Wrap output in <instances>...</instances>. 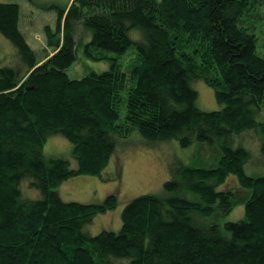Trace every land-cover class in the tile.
I'll use <instances>...</instances> for the list:
<instances>
[{
  "label": "trees",
  "instance_id": "trees-1",
  "mask_svg": "<svg viewBox=\"0 0 264 264\" xmlns=\"http://www.w3.org/2000/svg\"><path fill=\"white\" fill-rule=\"evenodd\" d=\"M52 7L54 28L44 26L39 56L20 28V4L0 1V36L16 55L14 64L0 63V264H264V55L257 50L260 38L264 52V0ZM79 47L108 68L70 78ZM197 80L213 89L216 109L197 105ZM134 130L147 140L193 143L194 152L207 146L217 164L175 167L160 193L123 206L119 230L89 234L85 226L112 210L116 195L65 200L60 186L83 175L98 183L118 140ZM51 134L70 141L75 165L44 156ZM250 140L259 160L242 145ZM252 159L258 167L249 174ZM230 174L237 186L220 187ZM23 183L36 195L24 196ZM236 204L238 220H194Z\"/></svg>",
  "mask_w": 264,
  "mask_h": 264
},
{
  "label": "rangeland",
  "instance_id": "rangeland-1",
  "mask_svg": "<svg viewBox=\"0 0 264 264\" xmlns=\"http://www.w3.org/2000/svg\"><path fill=\"white\" fill-rule=\"evenodd\" d=\"M17 1L20 4L21 20L25 18L20 27L29 44L37 51L38 55L43 54V48L47 47L44 35V26L47 24L54 28L57 9L52 7L64 6L68 0H0ZM20 20V22H21ZM264 22V21H263ZM263 27V25H262ZM260 38L257 50L262 52ZM9 40L0 36V63L5 65L14 64L16 55L14 47ZM48 52L52 48L48 47ZM9 62V63H8ZM108 68V62L104 60L88 59L84 56L82 48L77 49V59L67 68L66 72L70 78L81 77L91 71L100 72ZM198 92L197 105L206 110L216 109L218 103L214 97L213 89L202 80L193 83ZM243 142V141H242ZM245 142H248L247 138ZM241 143V141H240ZM242 144V143H241ZM250 145L242 144L259 160L258 144L250 140ZM206 145V144H205ZM255 147V148H254ZM72 145L68 139L61 134H51L43 144L42 152L45 157L62 156L70 159L75 165L76 160L71 156ZM194 145L182 146L175 139L168 140H147L136 130L131 131L127 137L118 140L115 151L110 156L107 166L103 169L105 174L99 177L98 184L91 176H80L79 180L70 181L71 189L67 192L62 190V198L65 200H78L83 202L101 201L107 194L114 193L117 197V204L112 210L98 214L88 223L84 230L89 234H95L100 230H119L121 226V211L123 206L134 196L143 193H160L163 182L172 176V169L179 165H191L199 167L214 166L217 164L216 153L204 147L194 152ZM254 152V153H253ZM248 166V167H247ZM258 167L255 161L245 163L244 170L252 174L250 169ZM261 167V166H260ZM248 168V169H247ZM74 179V178H71ZM97 180V179H96ZM99 189H97V187ZM237 181L233 174L226 177L220 187H236ZM24 196H35L36 191L22 184ZM243 205L236 204L231 210L224 214L211 213L209 215L195 214L194 220L198 225L208 226L212 223H223L230 220L242 218Z\"/></svg>",
  "mask_w": 264,
  "mask_h": 264
},
{
  "label": "crops",
  "instance_id": "crops-1",
  "mask_svg": "<svg viewBox=\"0 0 264 264\" xmlns=\"http://www.w3.org/2000/svg\"><path fill=\"white\" fill-rule=\"evenodd\" d=\"M70 181H75V180H70ZM70 181H69L67 184H66V183H63V185L60 186V189H59V195H60L61 197H62L61 188H62V190L66 191V192H67L68 189H71L70 186H68L69 183H70ZM95 182H96V181H95ZM64 184H65V185H64ZM96 184H98V185L100 186L99 183L96 182ZM96 187H97V186H96ZM97 189H99V188L97 187ZM90 202H92V201H90ZM106 212H107V211H106Z\"/></svg>",
  "mask_w": 264,
  "mask_h": 264
}]
</instances>
